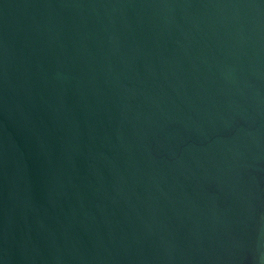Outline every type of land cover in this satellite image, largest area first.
<instances>
[{
    "label": "water",
    "instance_id": "95a60500",
    "mask_svg": "<svg viewBox=\"0 0 264 264\" xmlns=\"http://www.w3.org/2000/svg\"><path fill=\"white\" fill-rule=\"evenodd\" d=\"M0 264H264V0H0Z\"/></svg>",
    "mask_w": 264,
    "mask_h": 264
}]
</instances>
